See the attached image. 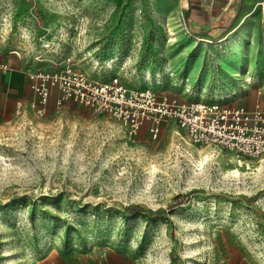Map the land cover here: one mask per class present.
Here are the masks:
<instances>
[{"label": "rangeland", "instance_id": "obj_1", "mask_svg": "<svg viewBox=\"0 0 264 264\" xmlns=\"http://www.w3.org/2000/svg\"><path fill=\"white\" fill-rule=\"evenodd\" d=\"M68 67L262 105L264 0H0V264H264V153L193 144L168 118L129 133L56 86L37 112L35 74Z\"/></svg>", "mask_w": 264, "mask_h": 264}, {"label": "built area", "instance_id": "obj_2", "mask_svg": "<svg viewBox=\"0 0 264 264\" xmlns=\"http://www.w3.org/2000/svg\"><path fill=\"white\" fill-rule=\"evenodd\" d=\"M35 75L32 88L36 99L31 105L39 113L44 110L50 87L56 86L61 101L71 99L107 112L126 125L129 133H135L144 120H149L155 134L157 123L168 118L185 131L193 144L213 145L250 158L264 153V104L247 108L216 101L178 102L166 94L157 98L150 89L131 92L116 77L97 82L71 67Z\"/></svg>", "mask_w": 264, "mask_h": 264}, {"label": "trees", "instance_id": "obj_3", "mask_svg": "<svg viewBox=\"0 0 264 264\" xmlns=\"http://www.w3.org/2000/svg\"><path fill=\"white\" fill-rule=\"evenodd\" d=\"M187 15H188V9L185 10V18L187 17ZM195 35L198 37H201V38L206 37L205 33H196ZM140 210H142V209L140 208V206H137V205H128L127 206V211L129 214H135ZM157 212H161V211L159 210Z\"/></svg>", "mask_w": 264, "mask_h": 264}, {"label": "bare ground", "instance_id": "obj_4", "mask_svg": "<svg viewBox=\"0 0 264 264\" xmlns=\"http://www.w3.org/2000/svg\"><path fill=\"white\" fill-rule=\"evenodd\" d=\"M172 37V36H171ZM238 75H239V73H238ZM176 133H178V132H176Z\"/></svg>", "mask_w": 264, "mask_h": 264}]
</instances>
